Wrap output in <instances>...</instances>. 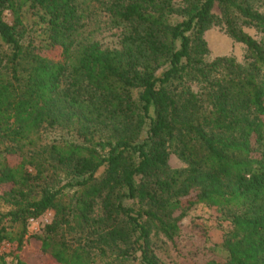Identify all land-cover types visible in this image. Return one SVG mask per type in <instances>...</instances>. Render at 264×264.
Returning a JSON list of instances; mask_svg holds the SVG:
<instances>
[{"label":"trees","instance_id":"16d2710c","mask_svg":"<svg viewBox=\"0 0 264 264\" xmlns=\"http://www.w3.org/2000/svg\"><path fill=\"white\" fill-rule=\"evenodd\" d=\"M181 4L112 0L110 15L132 23L122 47L93 42L74 55L77 0H0V185L10 186L0 194V245H9L0 264H125L137 253L139 264H161L150 229L176 246L183 215L174 212L197 203L230 224L225 257L198 264H264V0ZM24 8L40 14L48 50L21 41ZM219 23L245 46L244 63L205 62L203 33ZM69 76L73 92L60 88ZM94 112L122 126L95 140ZM62 123L77 124L84 141L43 148L37 132ZM174 137L183 171L168 165ZM49 210L41 234L28 233Z\"/></svg>","mask_w":264,"mask_h":264},{"label":"rangeland","instance_id":"374dc122","mask_svg":"<svg viewBox=\"0 0 264 264\" xmlns=\"http://www.w3.org/2000/svg\"><path fill=\"white\" fill-rule=\"evenodd\" d=\"M112 0H77L78 14L80 18V28L77 31L73 41L75 55L78 48L85 44L99 43L103 49H120L122 47L123 38L127 37L131 31L132 23L120 22L115 20L109 13V6ZM177 4L184 0H175ZM259 4V1L257 2ZM212 12L220 17V10L217 4L214 5ZM22 28L21 41L24 44H31L35 47H40L41 50H48L49 45L45 37V25L40 20V14L28 8H24L21 14ZM242 30L255 40L260 39V34L247 27H242ZM206 42L208 54L205 57V62H210L217 57H231L238 63H244V56L246 48L240 43H234L231 38L225 33V28L222 23L209 27L204 33L203 37ZM52 52L51 54H53ZM73 55V56H74ZM69 73L74 65V60L71 59L69 64ZM71 76L66 77L62 81L60 88L69 89L73 92V87H70ZM189 87L195 93L202 90L200 85L190 84ZM80 97L84 101V111H91L87 97L90 96L89 90L85 83L81 86ZM106 115V114H105ZM94 126L96 131L93 136L95 140H106L111 138V131L113 127H121L120 122L114 121L112 117H96V113H92ZM105 124H100V122ZM93 126V127H94ZM143 134V133H142ZM38 143H40L46 150L52 143L56 142H77L82 143L84 137L79 135L77 124L66 125L55 124L46 125L40 132H37ZM178 138L174 137L169 141L167 146L168 165L169 168L186 170L187 165L178 156ZM3 146H0V150ZM3 155L0 156V163L3 160ZM9 161L14 163L17 161L15 156H10ZM103 168H100L97 175H100ZM8 184L0 185V194H3L9 189ZM71 191L68 192V194ZM100 200L97 201L95 209L91 215L96 219L101 215ZM183 215L179 235L175 238L176 246H173L160 232L150 229L149 247L161 264H198L206 258L223 259L226 255V250L223 247V239L225 233L230 230L229 220L222 214V211L215 206L208 203H197L190 208L176 210L174 216ZM53 220V211L49 210L42 216L34 218L33 221L28 222V233L41 234L42 228ZM13 230V228H12ZM91 230V228H90ZM85 232L88 234L87 229ZM91 232V231H90ZM86 233H82L85 236ZM95 240L97 237H93ZM9 251L8 243L0 245V254ZM94 253V252H93ZM125 264H139V254L134 258L125 261Z\"/></svg>","mask_w":264,"mask_h":264},{"label":"built area","instance_id":"2783aa9c","mask_svg":"<svg viewBox=\"0 0 264 264\" xmlns=\"http://www.w3.org/2000/svg\"><path fill=\"white\" fill-rule=\"evenodd\" d=\"M34 219H30V221H33Z\"/></svg>","mask_w":264,"mask_h":264}]
</instances>
